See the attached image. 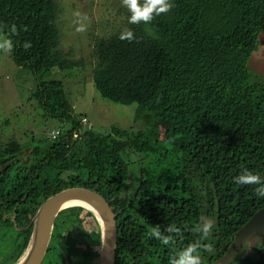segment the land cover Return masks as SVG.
Instances as JSON below:
<instances>
[{
    "label": "trees",
    "instance_id": "trees-1",
    "mask_svg": "<svg viewBox=\"0 0 264 264\" xmlns=\"http://www.w3.org/2000/svg\"><path fill=\"white\" fill-rule=\"evenodd\" d=\"M118 2L122 22L96 40L92 80L102 98L136 104L135 121L145 127L101 133L82 127L85 116L75 113L62 81L45 79L52 69L86 66L59 47L57 0H0V33H7L3 25L18 29L13 62L35 75L36 104L68 125L54 140L49 134L57 130L50 131L47 146L0 143V264L21 259L41 203L74 186L99 193L112 208L116 264H168L198 238L201 215L215 221L202 264H264L259 237L250 241V256L225 258L264 207L255 185L234 179L244 168L264 178V76L249 62L264 44V0H173L172 10L148 25L129 24ZM125 29L136 39H119ZM169 224L181 230L175 244L149 238L153 227ZM100 249L96 216L71 206L58 213L41 264H97Z\"/></svg>",
    "mask_w": 264,
    "mask_h": 264
},
{
    "label": "rangeland",
    "instance_id": "rangeland-1",
    "mask_svg": "<svg viewBox=\"0 0 264 264\" xmlns=\"http://www.w3.org/2000/svg\"><path fill=\"white\" fill-rule=\"evenodd\" d=\"M60 11L57 25L60 30V49L72 52L71 58L80 59L86 66L71 70L52 69L45 77L63 82L64 91L74 104L76 114H83L82 127L107 133L112 127L122 130L143 129V120L135 121L136 104L121 105L102 98L95 89L91 69L95 62L93 51L96 40L112 33L122 22L118 14V0H57ZM84 26V31H77ZM259 40L264 41V31ZM250 65L260 76H264V44H259L252 53ZM37 86L35 75L18 67L11 53L0 51V143L14 140L19 144L30 145L37 142L50 144L48 134L52 130L66 128L57 119L45 114L32 92ZM28 151V150H26ZM23 156H26L24 154ZM22 156V157H23ZM21 157V156H20ZM75 239V238H74ZM247 242V241H246ZM242 243L237 258L242 260L252 254L255 243ZM225 262L222 261L221 264Z\"/></svg>",
    "mask_w": 264,
    "mask_h": 264
},
{
    "label": "water",
    "instance_id": "water-1",
    "mask_svg": "<svg viewBox=\"0 0 264 264\" xmlns=\"http://www.w3.org/2000/svg\"><path fill=\"white\" fill-rule=\"evenodd\" d=\"M73 200L81 203L67 204ZM71 206L88 208L99 221L101 249L97 264H116L118 228L115 214L102 195L79 186L62 189L41 203L34 216L30 217L33 225L31 237L23 256L16 264H41L43 262L56 217L61 210ZM252 236H258L261 241H264V207L242 226L226 254H230L238 245Z\"/></svg>",
    "mask_w": 264,
    "mask_h": 264
},
{
    "label": "clouds",
    "instance_id": "clouds-1",
    "mask_svg": "<svg viewBox=\"0 0 264 264\" xmlns=\"http://www.w3.org/2000/svg\"><path fill=\"white\" fill-rule=\"evenodd\" d=\"M121 3L130 13L129 24H151L155 17L167 14L174 7L173 0H121ZM2 28H6L7 33H0V51L10 53L14 48V42L11 37L18 34V29L15 24H12L10 28L7 25H3ZM84 30V26L77 28V31ZM149 34L154 35L153 33ZM154 38H156L155 35ZM119 39L132 41L136 37L131 29H125L121 31ZM23 47L25 50L29 49L31 42L25 41ZM234 179L240 185H255V195L258 198H264V178L259 174L244 168ZM214 227L215 221L210 216L201 215L199 222L194 228L198 238L175 252L169 258L168 264H202L201 249L206 248L204 241L208 240ZM180 231V228L175 224L165 225L163 231H161L160 227H153L149 231V238H155L165 246L172 245L175 244L173 234L179 236Z\"/></svg>",
    "mask_w": 264,
    "mask_h": 264
},
{
    "label": "flooded vegetation",
    "instance_id": "flooded-vegetation-1",
    "mask_svg": "<svg viewBox=\"0 0 264 264\" xmlns=\"http://www.w3.org/2000/svg\"><path fill=\"white\" fill-rule=\"evenodd\" d=\"M257 237H258V236H252V237H250L251 239L249 238V239L247 240V242H250V241H252L253 238H257ZM247 242L245 241L244 243H245V244H248ZM250 243H252V242H250ZM240 245H241V244H240ZM236 248H237V247H236ZM236 248H235L230 254H228V255L226 254L225 258H226L227 262H228L229 259L233 256V254H235V255L237 254V249H236ZM233 252H235V253H233ZM232 253H233V254H232ZM231 254H232V255H231ZM230 255H231V256H230ZM229 257H230V258H229Z\"/></svg>",
    "mask_w": 264,
    "mask_h": 264
},
{
    "label": "built area",
    "instance_id": "built-area-1",
    "mask_svg": "<svg viewBox=\"0 0 264 264\" xmlns=\"http://www.w3.org/2000/svg\"><path fill=\"white\" fill-rule=\"evenodd\" d=\"M85 121H86V119L83 118V119H82V122H85ZM58 134H59L58 131H52V132L49 134V136H50V138H51L52 140H54V139L57 138Z\"/></svg>",
    "mask_w": 264,
    "mask_h": 264
},
{
    "label": "bare ground",
    "instance_id": "bare-ground-1",
    "mask_svg": "<svg viewBox=\"0 0 264 264\" xmlns=\"http://www.w3.org/2000/svg\"><path fill=\"white\" fill-rule=\"evenodd\" d=\"M78 203H81L80 201H77V200H73V201H71V202H69V203H67V204H78ZM66 204V205H67ZM83 205H86V206H88V207H90L88 204H85V203H82Z\"/></svg>",
    "mask_w": 264,
    "mask_h": 264
}]
</instances>
